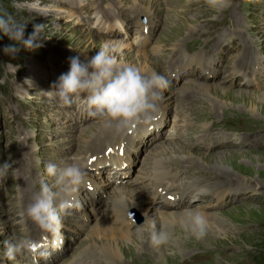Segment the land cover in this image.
<instances>
[{
	"label": "rangeland",
	"instance_id": "374dc122",
	"mask_svg": "<svg viewBox=\"0 0 264 264\" xmlns=\"http://www.w3.org/2000/svg\"><path fill=\"white\" fill-rule=\"evenodd\" d=\"M139 1L142 0H95V3L94 0H79L80 4L74 6V0H0V15L11 16L18 23L25 24L26 39L33 34L34 26L44 25V29L40 33L43 38V47L29 51L21 45H15L20 48V51L14 57L5 54L3 49L6 46L14 45L15 42L0 33V166L5 163L12 165L7 176H0V262L2 264H36L32 258L29 263L18 259L22 256L17 257L15 261L7 260L3 256V241L10 237H19L24 233L35 240L39 238V234L44 233L37 232L32 223H29L30 229H27L26 223L32 221L27 217H21L20 213L31 202L35 187L39 186L41 182L52 183L51 178L46 174L45 165L50 161L67 163L72 157L83 161L85 141L90 140V135L100 125H107L104 119L90 114L88 107L73 111L74 116L70 120L67 116L68 107H64V105L59 107L53 98H49L50 95L45 94L47 90H51L48 85L50 81H47V73L43 72L41 68L45 65L40 61L55 57L59 63L61 61L64 66L66 64L70 67L71 57L78 56L82 62L89 60L103 45L109 44V41L123 42L133 49L132 51L129 48L124 50L121 48L117 51V57L123 64L135 66L137 64L135 54L142 52L145 54V58H150L149 60L155 63V66H159L158 74L168 79L169 86L162 90L165 97L158 107H163V109L158 110L159 113L155 117L159 119L163 114L167 127L162 133L156 129L149 135L146 125L144 131L137 135L134 145H129L127 149L125 146V150L116 149L115 146L113 151L110 153L103 151L97 158H108L117 153L120 158L125 157L126 160L127 155H131L134 166H130L127 162L129 167L125 170L133 169L130 178H128L130 183L145 178L149 179L155 171L153 169L157 166L158 159L167 161L165 162L166 166L156 169L162 168L169 175L176 176V183L184 187L187 192H191L195 185H202L204 188H202L203 195H200V200H193L190 202L191 205L181 209L192 206L191 209L203 210L217 216V223L213 227L212 224L209 225L213 229L207 230L206 236L202 239L193 236L182 225L180 218H175L176 222L166 223L168 230L173 234L170 242L164 245L162 254L156 250L148 249V239L146 241L144 239L148 237L146 230L143 233V239L139 238L140 242L144 243L143 245L139 242L132 245L127 242L119 243L122 248L131 245L129 247L133 250L129 251L127 248L128 258L125 259L122 256L121 262H100L97 254L93 253V256L99 260L100 264H264V102L258 101L246 107L241 99L234 96L246 90L255 96H262L263 93L260 86L264 84V68L263 75L259 77L260 81H255L253 76L255 69L251 70L247 61L242 62L239 67L247 72L248 77L236 74L234 68L239 61L245 60V54L241 51V47L249 46L247 53L254 66H256L257 60V47L260 48V55L264 58L262 49L264 48V0H252V4L245 3L243 0H231V6L221 13H214L207 6L206 0H166L167 4L162 0L161 5L154 8L157 20L154 23L156 27L153 30L152 43L148 45V41L144 39L143 46L147 47L137 48L132 44L133 33L139 32L135 26L142 17H146L143 15L144 12L137 8ZM91 2L96 8L99 5L103 12L101 13L103 23L96 30L99 34L87 26L95 19ZM83 5L85 6L83 7ZM80 8L87 15L81 12ZM228 20L231 22H227ZM179 25L184 27L182 35L181 32L178 35L173 34ZM194 27L197 29L193 30ZM223 27L225 32L221 30ZM246 29L252 34V40L244 39V37L250 38L251 35L246 33ZM217 34L218 36H216ZM173 37L182 38L177 46L179 50L181 47L183 48L179 54L174 51L176 46L174 47V44L171 45L169 42ZM214 40L215 47L205 58L213 57L215 59L213 61L216 68L215 74L201 73L198 71V64L193 61L185 63L184 54L189 55L186 44H191L193 47L201 45L211 47ZM99 42H102L103 45ZM221 44H223L222 47H220ZM177 62H183L181 72L184 75L179 74L172 77V74L180 68V64ZM68 66L62 67L63 73L69 71ZM144 74L150 75L148 72ZM190 78H196L197 81L208 84H223L222 88L225 92L230 93L227 98L220 99V102L223 103H220L222 107L216 116L213 115L212 107L204 97L191 100H189L191 96L187 95L186 98L176 97L178 89H182L184 83L186 84ZM37 81H43L44 91L41 92ZM247 84L253 86H246ZM22 94L24 98L26 96L27 100H22ZM231 94H233V98ZM7 98L17 100L22 104L28 101L29 106L5 105ZM188 108H190V112ZM211 112L212 114H210ZM175 114L185 120L184 125L186 124L187 129L184 127L182 131L179 126L176 131L180 132L169 138L166 134L173 124ZM188 118L191 119V122L188 121ZM193 119L196 120L193 121ZM226 119L239 123L241 126L248 125L250 130L240 136L233 135L228 140L225 139V133H219L221 140L210 141L212 134L209 131V122ZM159 123L161 122L159 121ZM150 124H155V122ZM162 124L164 123L162 122ZM190 124H194L196 130L195 127L188 129ZM21 136H26L27 144V137L33 141V144H29L32 153H26L24 145L20 150ZM199 136L201 143L198 141ZM208 137L209 140L206 139ZM121 141L126 145L125 140ZM165 141L180 143L186 150L185 154L190 151L193 157L207 158L210 162L227 157L226 159L229 161L225 163L223 171L233 176H226V179L222 178L216 182L211 179L212 174L214 175L211 169L194 171L195 167L191 165H183V167L180 165L179 167V163L176 162L182 160V156H185L184 153L180 152L182 153L180 155L170 153L168 148L165 149L167 144ZM164 149L166 152L162 156L166 157V160H163L160 154ZM120 151L124 155H121ZM168 161L173 162L169 163ZM165 163H161V165ZM102 171L103 174L100 170L98 175L88 172V179H93L90 182L94 191L98 192L96 197V192L91 191L93 205L98 209V215H94L90 205L82 204L84 211L88 212L87 217L90 221L85 222L79 215V208H73V211L69 209L61 215V234L60 232L58 234L51 233L52 238L61 236L64 248L54 252L53 245L49 244V248L39 251L51 254L53 264L75 262L83 264V257L91 252L85 250L93 240L91 235L94 233L95 222L106 215V211L97 206H102L111 197L109 190L105 189V194L98 188L96 189V187L100 188V183L107 181L105 176L104 180H99V175L105 174V170ZM20 174L23 176L20 178L23 186L20 183V188H17L16 182ZM228 177H235V181L230 182L227 180ZM207 181H211L212 184ZM110 182L114 181L110 180ZM177 184L175 185L181 188ZM114 185L119 186L121 183L117 182ZM236 187H240L241 190H235ZM152 190L153 188L137 189L138 198L150 202L152 208L145 216L136 207L130 209L127 212V219L131 226L133 223L129 215L137 225L141 226L145 222L146 216L148 219V214L151 212L167 210L159 203V199L157 204L153 203L152 197L150 198ZM21 191L26 202L22 200ZM239 191H243V193ZM220 192L223 195L225 193V198L218 201L216 194ZM196 198L199 199V197ZM162 224L164 223H158L157 226L160 228ZM145 227L147 229L148 226ZM136 229L132 230L134 231L132 237L135 239L140 237ZM93 242L99 244L100 239H94ZM97 250L99 251L100 248L98 247ZM44 257L48 259L46 255ZM45 259H39L37 264H43Z\"/></svg>",
	"mask_w": 264,
	"mask_h": 264
},
{
	"label": "clouds",
	"instance_id": "9594fccd",
	"mask_svg": "<svg viewBox=\"0 0 264 264\" xmlns=\"http://www.w3.org/2000/svg\"><path fill=\"white\" fill-rule=\"evenodd\" d=\"M206 4L214 13H221L231 6V0H206ZM43 29V24L34 26L33 34L26 39L25 24L18 23L11 16L0 15V33L15 42L5 47L4 53L14 57L20 51L15 45L29 51L43 47L40 35ZM69 63V71L52 86L61 104L70 106L83 98L90 114L99 116L117 130L150 119L158 111L162 90L169 86L163 75L155 72L146 75L135 66L123 64L108 45L102 46L89 60L82 62L77 56L71 57ZM53 90L45 94L51 95ZM10 169V163L0 166V176H7ZM45 171L52 183L41 182L20 215L41 230L58 234L62 227L61 215L69 209L82 207L75 197L86 185L88 172L84 162L76 157L68 163L50 161L45 165ZM181 223L197 239L204 238L209 227L207 214L199 209H185ZM146 230L154 247L167 245L172 239L166 225L157 229L155 221H149L147 216L136 229L141 239ZM35 245L36 242L26 233L10 237L3 241V256L15 261L25 253L36 251Z\"/></svg>",
	"mask_w": 264,
	"mask_h": 264
},
{
	"label": "bare ground",
	"instance_id": "6f19581e",
	"mask_svg": "<svg viewBox=\"0 0 264 264\" xmlns=\"http://www.w3.org/2000/svg\"><path fill=\"white\" fill-rule=\"evenodd\" d=\"M161 2H162V0H142V1H139L138 5H137V8H138L139 11L144 12L143 15L148 17V19L150 20L151 24H154L155 20H157L154 8H157L158 6H160ZM192 29L194 30L195 27L192 28ZM183 30H184V27L179 25V27H177L173 31V34L178 35L181 32V35H182ZM192 33H193V31H192ZM181 35H180V37H181ZM180 37H173L172 39L169 40L171 45L174 44V47L176 46V48H175L176 52L180 51L179 47H177L178 44H179V40H182V38H180ZM99 43L102 44V42H99ZM108 43L109 44H105V45H108L109 48L114 51L115 55H117V51H119V49L121 50V48H122V50L129 48V50L133 51V49H130L128 44H125L123 42H121V43L119 42L118 43V42H110L109 41ZM249 43H246V44H249ZM194 47H196V46H194ZM248 47L249 46H247V48ZM196 48H204V49H206V48H210V46L207 47V46H202L201 45V46H197ZM262 49L264 50V48H262ZM129 50H127V51H129ZM157 53H159V50H157ZM135 55H136V58H137L136 59L137 64L135 65V67L140 69L143 73L148 72L150 75L153 72L158 73L159 66H157V65L155 66V63H152V61L149 60L150 58L149 59H148V57L145 58V56H144L145 54H143L142 52H137ZM201 61H202V58L198 60L199 63ZM235 63H237V62H235ZM206 64L209 65V61L206 62ZM259 64L260 65L264 64V58L263 57L259 58ZM235 67H236V65H235ZM177 75H179V74H177ZM230 75H232V74H230ZM222 85L223 84H220V83H215V84H213V83H210V84L203 83V82L197 81L196 78H190L186 82V84L184 83V87L182 89H180V90L178 89L176 97L186 98L187 96H191V98L189 100L196 99L198 97H204L205 99L208 100L209 105L212 107V112L214 113L213 115L216 116V114H218L220 108L222 107V105H220V103L222 102V101L220 102V99L227 98L230 95L229 92H227V91L225 92L224 88H222ZM262 89H263L262 96H257V95L255 96V95L251 94L248 90H246L245 92L238 93V94H236L234 96H237L238 99H241L244 102V104L246 105V107H248V106H251V105L257 103L258 101L259 102H264V84L260 86V90H262ZM232 95L233 94H231V97H232ZM170 100H172V99H170ZM212 112L210 114H212ZM195 120L196 119H193V121H195ZM188 121L191 122V119L188 118ZM160 122L161 123L157 122V124L161 125L163 121H160ZM182 122L185 123V120L182 119ZM133 124H136V123H133ZM133 124H131V125L125 127V128H122L120 130H117V128L115 126H108V125L101 126L100 125L98 127V129L92 135H90L91 136L90 140H86L85 143H84V150H83V155H82L84 164L87 166V165H89V163L91 161H93L95 159H96V161L94 163H96L98 160H104L105 158H99L98 159L97 156L100 153H102L103 151L107 152V150L109 148L114 149L115 146L116 147L119 146V148H117V149L125 150V146H126V149H127L129 145L130 146L132 144L134 145V142H135V139L137 138V135L144 131V128H145L146 125L140 126L137 129H133V126H132ZM178 127H179V125H178ZM194 127H195L194 124H190L188 126V129H190V128L193 129ZM130 129H133L131 134L128 133V130H130ZM194 129L196 130V127ZM206 139L209 140V137L206 138ZM206 139L204 138V142L206 141ZM121 140H125L126 141V145ZM165 142L167 143L165 149L168 148L170 150V153H174V154L180 155V154H182V153H184L186 151L185 148H183V146L180 143L173 142V141H171V142L165 141ZM168 143H170V144H168ZM165 149L160 152L161 156L165 155V152H166ZM111 151H113V150H111ZM180 152H182V153H180ZM190 153H191L190 151L188 152V154L184 153L185 156H182V160H180L179 162H176V163H179L178 164L179 167H180V165L182 167H183V165H191V166L195 167L194 171L211 169L214 172V175L212 174V178L211 179H213L216 182H217V180L225 178L226 176H233V175H228L227 173H225L223 171V168H225V166H224L225 163L227 161H229V160L226 159L227 157L226 158L225 157H223V158L219 157L221 159H217V160H215L213 162H210L209 159H207V158H201L199 156L193 157ZM154 155H156V154H154ZM127 156L128 157H126V162H128L130 164V166L133 165L132 156L131 155H127ZM108 158H110V157H108ZM162 158H163V156H162ZM163 160H166V157H164ZM68 162H70V161H68ZM165 162H167V161H161V160L158 159L157 160V166L154 169L152 168L153 170H155L154 173L152 174V176L149 179L145 178V179H142L140 181H135L134 183L128 182V178H130L131 175L128 178L127 177L123 178L121 176L122 173L126 172L125 170L119 171V170H115V169H110L111 171L114 172V173H112V176L109 177L108 175H106L105 177L107 178V181H104L103 183H100V188L96 187V189L98 188L99 190H101L105 194H106L105 189H107V190H109V194H111V197L109 198L108 201H106L102 206H97L101 210L106 211V215L103 218L100 217L99 219L96 220L94 233L91 235L93 240L94 239H98V240L100 239V243L97 244L96 242H93V240L90 239L91 241L88 244L87 250H85V251H91L94 254H97L100 262H102V261H106L107 263H110L111 261L121 262L122 256H124L125 259L128 258V256L126 255L127 248L129 249V251H133L132 248L129 247V246H131L135 242H139L141 245L144 244V243H141L142 241L140 242V240H139L140 237H137L136 239L134 237H132L133 232L135 230L131 231V232H127L132 227L130 222L127 219V212L130 209L136 207L145 216V214H147L150 211V209L152 208L150 202H148L147 200H143L142 198H138L139 196L137 194V189L139 190L140 188H143V189L155 188L156 189L155 194H157L158 193L157 190L161 188L162 191L169 193V195L165 194L166 195L165 198L171 197V196L176 197L177 200H178V205L179 206H181V205H183V206L184 205L185 206L191 205L190 202L192 200L198 199L196 197L200 198L203 195L202 193H203V189L204 188H203L202 185H195L194 189H192L191 192L190 191L187 192V190H185L184 188H182V187L180 188V187H177L175 185V179L176 178L173 177V176L171 177L167 173V171H164V169H162V168H160L162 170L156 169L158 167L166 166L167 163H165ZM168 162L172 163L173 161H168ZM161 163H165V164L161 165ZM158 164H160V165H158ZM204 166H206L207 168H205ZM128 171H130V170H128ZM101 173L103 174L102 170H101ZM220 175H222V176H220ZM116 178H119V180L121 182V185L115 186L114 183L112 184L110 182L111 179H116ZM183 178H185V177H183ZM234 178L233 177L232 178L228 177L227 180H229L230 182L231 181H235ZM123 179H125V180H123ZM90 180H93V179H88L87 180L86 185L80 189V191L76 195L75 199L79 203H81V205L82 204L90 205V208L92 209V212L94 213L95 216H97L98 215V209L94 208V205H93L94 204V200H93V197L91 196L93 194L91 192L92 191L91 188L93 186H92ZM152 180H153V182H152ZM196 181H198V180H196ZM237 181H239V180H237ZM199 182H202V181H199ZM209 182L211 183V181H209ZM218 182L222 183L223 181L222 182L218 181ZM245 182H247V181H245ZM245 182H244V184H245ZM192 183H193V181H192ZM216 185H217V183H216ZM225 185L227 187V184H225ZM240 186H242V185H240ZM243 187H246V186H243ZM247 187H249V186H247ZM110 189H112V190H110ZM209 189L210 188H208V190ZM235 190H241V188L240 187H236ZM96 191H94V189H93V192H96ZM239 192L243 193V191L242 192L239 191ZM224 195H225V193H224ZM224 195L221 192L217 193L216 194L217 200L218 201L223 200L225 198ZM156 196L157 195H155L154 198ZM177 200H175V203L177 202ZM152 201H153V198H152ZM153 203H154V201H153ZM191 207L192 206L185 207V209H191ZM185 209H181V210H179V209L162 210L161 209L160 211H155L153 213L151 212L150 214H148V220L149 221H155L156 227L158 229L159 228L157 226L158 223H164L166 225V223L169 224L168 222H172V221L176 222L175 218H180L179 220H182L183 212H184ZM205 213L207 214L209 225L212 224V227H213V225H215L217 223V216H215L213 214H209L207 212H205ZM211 229H213V228L208 227V230H211ZM120 230L123 231V232H121ZM90 233H92V232L90 231ZM147 236L148 237H145L144 239H145V241H146V239H148V241H147L148 249L156 250L159 254H162L164 246L154 247L151 244V242H150L148 234H147ZM48 238L49 239H46V240L42 239V241H44V242H46V244H48L49 242L54 240L52 237H48ZM121 242L131 243V245H129L128 247H123L124 248L123 249L119 245V243H121ZM98 247L100 248L99 251L97 250ZM44 256L45 255H42L41 257L43 259H45ZM30 259L31 258H29V262H30ZM34 260L36 261V257L34 258ZM72 264H78V262H75V263H72ZM79 264H82V263L79 262Z\"/></svg>",
	"mask_w": 264,
	"mask_h": 264
}]
</instances>
